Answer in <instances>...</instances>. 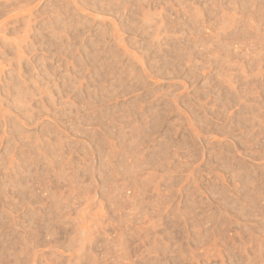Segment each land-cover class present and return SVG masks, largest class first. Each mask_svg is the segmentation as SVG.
<instances>
[{"label": "rangeland", "instance_id": "obj_1", "mask_svg": "<svg viewBox=\"0 0 264 264\" xmlns=\"http://www.w3.org/2000/svg\"><path fill=\"white\" fill-rule=\"evenodd\" d=\"M0 264H264V0H0Z\"/></svg>", "mask_w": 264, "mask_h": 264}]
</instances>
